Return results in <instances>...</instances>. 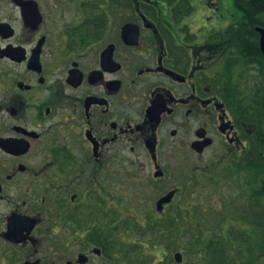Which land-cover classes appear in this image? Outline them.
I'll return each mask as SVG.
<instances>
[{"label":"flooded vegetation","instance_id":"1","mask_svg":"<svg viewBox=\"0 0 264 264\" xmlns=\"http://www.w3.org/2000/svg\"><path fill=\"white\" fill-rule=\"evenodd\" d=\"M249 6L0 0V264H122L186 213L264 215Z\"/></svg>","mask_w":264,"mask_h":264},{"label":"rangeland","instance_id":"2","mask_svg":"<svg viewBox=\"0 0 264 264\" xmlns=\"http://www.w3.org/2000/svg\"><path fill=\"white\" fill-rule=\"evenodd\" d=\"M201 1L206 2L208 0ZM212 196H214V194H212ZM215 199L216 198H213V200ZM206 203L205 201V204ZM234 215L237 216L233 217L234 222L241 219V216L237 215V213H234ZM176 218L178 222H181L180 229H183H181L182 231L169 232L167 238L164 240L165 244L163 247L160 246L164 239L161 233H159L158 240L155 239L153 242H150L148 247L132 244L134 239L141 241L146 234L137 235L131 233L132 239L122 240L119 249L122 252V256L126 255L127 257V259L123 258L122 264L125 262L129 263V261V264H159L161 261H163V264H176L173 257L176 252L183 255V264H203L200 258L203 248L206 246L207 242H210L209 239H211V237L219 240L220 234L228 238L229 244L231 245L229 251L236 264H248L251 262L252 264H264V227L256 229V231L251 230L252 242H250V244H231V242L246 240V235H242V230L248 226L249 228H253L254 225L256 226V219L252 215L244 217V224H249L248 226L242 225L243 221L240 220L242 223H237L235 227L228 222V219L225 221V215L210 211L196 217H194V214L189 215L186 213V217ZM132 222L133 221L130 220L129 224ZM182 225H184V227H181ZM220 228L222 231L219 230ZM201 231L205 232V235L201 236ZM170 239L173 241L172 245L170 244V242H172ZM169 244L170 246H168ZM212 247V254L219 251V246L216 244H213ZM210 258L206 260V264H212Z\"/></svg>","mask_w":264,"mask_h":264},{"label":"trees","instance_id":"3","mask_svg":"<svg viewBox=\"0 0 264 264\" xmlns=\"http://www.w3.org/2000/svg\"><path fill=\"white\" fill-rule=\"evenodd\" d=\"M250 2V6L249 8H254V10H258L260 9V11H263L264 12V0H249ZM257 7H260V8H257ZM261 14H264V13H261ZM254 22H257L254 21ZM263 96V101L262 103H259L256 105L257 107V111H258V119L257 121H262L264 120V92L262 94ZM264 126V125H263ZM263 147H264V142H263ZM261 176H263L264 178V163L262 164L260 162V160L258 158L256 159H252L250 161V166H249V185H250V188L253 192L255 193H259V181L261 179ZM262 187H263V192H264V181H263V184H262ZM261 192V190H260ZM255 219H256V226L255 228H249V227H245L243 230H242V235H246L245 238L246 240H240V242L236 241V242H231V244L233 245L234 243H239V244H250V242H252V231L251 230H255L258 229V219L260 218V221L261 222H264V215L262 217H259L258 215L254 216ZM233 220V217L231 218V216H226L225 220ZM243 222L245 220L244 216H241V219ZM220 225H223V224H220ZM264 227V226H263ZM259 228H261V226H259ZM221 230V228L219 229ZM222 231V230H221ZM201 236L202 235H205V232H200ZM212 234V233H211ZM172 241V239H170ZM210 242H207L206 246L203 248V251L201 252L200 254V258H201V261L203 264H206V260L210 259L212 260V264H236V262L233 261V256H231V252L229 251V247L231 246L229 244V241H228V238H226L225 236H222L221 234L219 235V240L217 239H214L213 237H211V239H209ZM212 241V242H211ZM217 242V243H215ZM216 244L217 246H219V251L218 252H215L212 254V250H213V244ZM170 244L172 245L173 244V241L170 242ZM170 244L168 246H170ZM161 247L164 246V244L161 243L160 245ZM227 249V250H226ZM212 254V256H211ZM123 258L124 259H127L126 255H123ZM129 261V260H128ZM130 263V261H129ZM129 263H124V264H129ZM159 264H163V261H161ZM248 264H252L251 263H248Z\"/></svg>","mask_w":264,"mask_h":264},{"label":"water","instance_id":"4","mask_svg":"<svg viewBox=\"0 0 264 264\" xmlns=\"http://www.w3.org/2000/svg\"><path fill=\"white\" fill-rule=\"evenodd\" d=\"M258 31L260 33V42H259L260 50H261V52L264 55V30L263 29H259ZM174 261L177 264H181V262H182V254H180V253L174 254Z\"/></svg>","mask_w":264,"mask_h":264}]
</instances>
